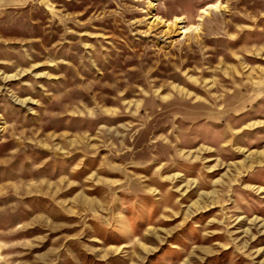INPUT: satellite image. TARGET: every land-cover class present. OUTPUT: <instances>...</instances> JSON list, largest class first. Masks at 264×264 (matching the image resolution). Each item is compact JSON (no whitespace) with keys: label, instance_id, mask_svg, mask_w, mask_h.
I'll list each match as a JSON object with an SVG mask.
<instances>
[{"label":"rangeland","instance_id":"rangeland-1","mask_svg":"<svg viewBox=\"0 0 264 264\" xmlns=\"http://www.w3.org/2000/svg\"><path fill=\"white\" fill-rule=\"evenodd\" d=\"M0 264H264V0H0Z\"/></svg>","mask_w":264,"mask_h":264},{"label":"crops","instance_id":"crops-1","mask_svg":"<svg viewBox=\"0 0 264 264\" xmlns=\"http://www.w3.org/2000/svg\"><path fill=\"white\" fill-rule=\"evenodd\" d=\"M7 1H12V0H7Z\"/></svg>","mask_w":264,"mask_h":264}]
</instances>
